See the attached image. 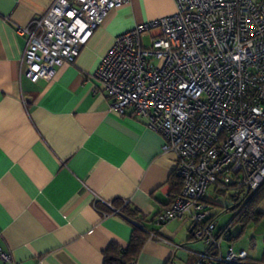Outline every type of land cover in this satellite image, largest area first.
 Here are the masks:
<instances>
[{
	"label": "crops",
	"instance_id": "1",
	"mask_svg": "<svg viewBox=\"0 0 264 264\" xmlns=\"http://www.w3.org/2000/svg\"><path fill=\"white\" fill-rule=\"evenodd\" d=\"M53 1L0 0V245L19 264H102L109 244L125 248L130 239L132 222L113 202L120 199L150 231L135 264H195L205 244L193 238V222L155 221L173 201L175 155L162 151L163 136L145 117L111 112L95 76L116 36L174 12V1L129 0L111 10L74 62L34 82L24 75L27 36L17 29L32 28ZM207 193L213 231L228 226L231 237L222 253L231 245L247 251L241 264H264V199L262 219L243 229L253 232L246 246L231 224L243 191L210 185ZM223 211L231 217L218 225Z\"/></svg>",
	"mask_w": 264,
	"mask_h": 264
},
{
	"label": "built area",
	"instance_id": "2",
	"mask_svg": "<svg viewBox=\"0 0 264 264\" xmlns=\"http://www.w3.org/2000/svg\"><path fill=\"white\" fill-rule=\"evenodd\" d=\"M128 1L54 0L32 28L17 29L27 36L24 75L51 80ZM173 1L174 12L116 36L95 76L111 112L145 117L163 136L162 151L175 155L182 187L155 221L193 222V238L205 244L195 264H241L245 249L222 253L230 234L213 231L206 196L210 185L234 186L245 200L264 183V0ZM0 264H19L2 245Z\"/></svg>",
	"mask_w": 264,
	"mask_h": 264
},
{
	"label": "trees",
	"instance_id": "3",
	"mask_svg": "<svg viewBox=\"0 0 264 264\" xmlns=\"http://www.w3.org/2000/svg\"><path fill=\"white\" fill-rule=\"evenodd\" d=\"M170 184L172 194L180 192L182 181L175 171L170 176ZM262 199H264V183L253 193L247 195L245 200H241L239 203L233 205L232 211L235 214L231 224H241L238 237L242 235L243 229H245L250 222L256 223L262 219V214L258 210V204H260ZM113 202L119 206L121 213L131 220L133 228L130 233L129 242L125 248L120 247L114 242L106 247L102 264H128L132 258H136L139 255L144 243L150 237V231L144 222L146 221V216L140 210L129 203H124V201L120 199H116ZM230 238L229 236V239ZM218 264L225 263L221 262Z\"/></svg>",
	"mask_w": 264,
	"mask_h": 264
},
{
	"label": "rangeland",
	"instance_id": "4",
	"mask_svg": "<svg viewBox=\"0 0 264 264\" xmlns=\"http://www.w3.org/2000/svg\"><path fill=\"white\" fill-rule=\"evenodd\" d=\"M144 44L145 45H149V38L148 37H144ZM230 190V189H229ZM228 189H227V193H226V195H231L232 194V191H229ZM209 196H211V194H208L207 193V198H208V200H210V202H211V199L212 198H214L213 196H211V199H210V197ZM234 213V212H233ZM229 217H231V213H227V212H225V211H223L221 214H220V216H219V219H218V225H222V224H226V222H228L229 221ZM240 227V228H239ZM238 229H241V224L240 223H235V226L233 227L232 226V231L233 232H236V230H238ZM253 232H252V230L249 228V230H247V232L243 235H241V239H240V241L239 242H241L242 244H244V245H246V246H248V241H249V238H250V236L251 235H253L252 234ZM256 235V234H255ZM261 237L258 235V236H256V242L258 243V245L260 246L261 244H262V242H261V239H260ZM223 243V244H222ZM221 243V249H223L224 251H225V249H226V245H225V243L224 242H222ZM259 246H257L258 248H259ZM260 248H262V247H260Z\"/></svg>",
	"mask_w": 264,
	"mask_h": 264
}]
</instances>
